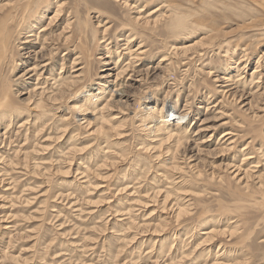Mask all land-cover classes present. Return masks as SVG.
<instances>
[{"label":"rangeland","instance_id":"obj_1","mask_svg":"<svg viewBox=\"0 0 264 264\" xmlns=\"http://www.w3.org/2000/svg\"><path fill=\"white\" fill-rule=\"evenodd\" d=\"M23 1L30 20L62 5L57 22L43 23L58 54L41 86L24 76L34 58L24 50L33 45L17 37L14 8ZM0 7L9 9L0 15V169H8L0 171V264H264V93H252L264 83V0ZM69 59L83 82L33 109L37 88L54 93L53 82L67 76L56 75L58 65ZM120 67L126 97L113 92L105 112L113 120L74 109L95 106L87 91L113 81L106 75ZM36 83L34 93L28 85ZM168 107L187 115L182 125L176 117L157 124ZM40 121L48 126L37 128ZM169 130L180 136H164Z\"/></svg>","mask_w":264,"mask_h":264},{"label":"bare ground","instance_id":"obj_2","mask_svg":"<svg viewBox=\"0 0 264 264\" xmlns=\"http://www.w3.org/2000/svg\"><path fill=\"white\" fill-rule=\"evenodd\" d=\"M30 1V0H29ZM23 2H25L26 3V5L24 6V7H22L21 9H20V6H17V8H14L15 9V15H16V20H17V25H16V28H17V37H19V38H21V43H20V45H33V46H31L30 48L29 47H27V48H25V47H23V48H25L24 50H28V52H27V54H28V56L27 57H30V58H34V61H33V63L31 64V65H29L28 67H27V69L25 70V72H24V76L25 77H27L28 78V80L29 79H31L32 77H36L35 78V81H37V83H39V81H40V77H42V72L44 71V68H46L47 66H49L50 65V63H48L49 62V60H51V58L53 57V56H56L57 54H58V52H57V54H56V49H53V48H55V47H50L51 45L53 46V44L54 45H56L57 44V40H55V43H54V41L52 40V38H49L48 37V34L45 32L46 31V27H45V25L43 24L44 22H47L48 24H51V23H55V22H57V20H59L58 18L61 16V13H62V10H61V7H62V5L61 4H59L58 5V3L59 2H56V7H55V10L51 13V15L50 16H47L46 14H41V15H39L38 17H35V18H32L31 20L29 19V18H27V17H29L30 16V12H29V10H28V1H23ZM22 2V3H23ZM12 5V4H11ZM9 7V6H8ZM3 10H5V12L6 11H8L9 9H7V8H2V7H0V15L3 13L2 11ZM47 10V9H46ZM45 11V10H44ZM44 13V12H43ZM3 17V15L2 16H0V20H1V18ZM47 17V18H46ZM12 19H14V17L12 18ZM19 20V21H18ZM33 22V23H32ZM68 20L66 21V24L64 25V28L62 29V31H65V30H67L68 29ZM28 24V25H27ZM47 24V25H48ZM174 25V24H173ZM175 26V25H174ZM26 31V32H25ZM13 33H14V31H13ZM44 33V34H43ZM67 33H69L70 34V32H67ZM39 35H41V36H39ZM61 39H63V42L65 43V45H69L70 44V42H71V35H68L67 37H63V38H61ZM37 43H38V50L36 51L35 49H32L33 47H34V45H37ZM51 43H53V44H51ZM22 48V47H21ZM37 48V47H36ZM48 49V52H46V55L44 54V51L45 50H47ZM129 51H131V50H129ZM140 49H137V50H134V51H132L133 53H136V54H134L135 55V57L134 58H132L131 57V55H130V59H129V61H130V63L129 64H135L136 63V59H137V57H138V53L140 54ZM264 55V54H263ZM47 57L48 56V59L47 58H44V57ZM129 56V55H128ZM51 57V58H50ZM30 58H27V59H30ZM44 58V59H43ZM50 58V59H49ZM118 58V57H117ZM40 59H43V60H40ZM136 60V61H135ZM52 61V60H51ZM50 61V62H51ZM105 63V62H104ZM112 63V62H111ZM107 64V63H106ZM117 64V62H115V65ZM57 63H55L54 65L52 64V70L51 69H49V70H51V71H54V69H55V67H57ZM64 65L66 66L67 65V67H64ZM238 65V64H237ZM260 65V64H259ZM58 66H60L59 67V73L58 74H56L57 76H59V75H61V73H63V70H64V74L66 73L67 74V76L66 77H64L63 78V76L61 77V79L62 80H60V81H58V79L57 80H55V82H53V84H52V86H50L51 88H55V90H54V93H53V91H51V92H49V90L48 89H50V88H48L47 87V90L45 91V89H43V88H37L38 89V91L35 93V91L37 90L35 87L37 86V83H36V85L34 86V85H28L29 87H33L32 89H31V91L32 92H34L35 94H36V97H37V101H35V102H33L32 103V108L33 109H35L36 111L39 109H41V104H43L45 101L46 102H50V103H58V102H60V100H64L65 99V97L66 96H68V95H70V94H72L71 92L76 88V86L77 85H79L80 83H82L83 82V80H84V77H83V75L81 74V68H77L76 69V67L78 66V64H77V61H76V59H69V60H67V63L65 64H59ZM115 67V66H114ZM258 64L256 63V69H258ZM54 68V69H53ZM58 68V67H57ZM119 69V71L115 74V75H110V74H107L106 75V77L108 78V79H110V78H114L113 79V81H109V80H106L105 81V83H103V84H99V86L96 88V89H89L88 91H87V94H86V97H85V99H86V102H89V101H91V102H93V99H95V101L93 102L94 103V105L95 106H93L92 108L90 107V108H88V107H85V108H83V106L84 105H82V106H79V107H77V106H75L76 108H74L75 110H79V111H88V110H93V112H96V113H99L100 115H101V117H102V119L104 120V121H107V122H109V121H111V120H113V118L112 119H108L107 117H109L110 115H105V112L107 111V110H109L110 108H111V101L110 100H113V98H115L114 97V94H113V92H115V95H117L118 96V101H120V100H122V98H124V97H126V95L124 94V91H122V88H121V86L123 85V84H119L117 81H118V77H122V73L123 72H125L126 71V69H125V67H120V68H118ZM230 69V68H229ZM243 69V68H242ZM47 71H48V69H47ZM56 71V70H55ZM45 73V72H44ZM136 74L137 72H135L134 70H133V72L131 73V75L132 74ZM253 73H255V72H253ZM49 74V73H48ZM55 75V76H56ZM130 75V76H131ZM254 75V74H253ZM52 76V75H51ZM50 76V77H51ZM260 74L259 75H257V76H255V78L254 79H259L260 80ZM136 77H138L139 78V76H136ZM252 77V76H251ZM263 78V77H262ZM47 79V78H46ZM45 78H44V80H46ZM106 79V78H105ZM43 80V81H44ZM225 80V79H224ZM34 81V82H35ZM52 81H54V78H52ZM227 81V80H226ZM134 82L135 83H139L140 81H138V79H136V81L134 80ZM45 83L46 82H42L41 84H40V86L41 85H45ZM54 83L55 84H57L56 86L54 85ZM47 84V83H46ZM264 84V83H263ZM263 84L262 85H260V84H258V85H256V87H257V90L255 91L254 90V92H252L253 94H255V92H257V93H259V91H261L259 94H257V97H259L260 98V96L262 97V95H263V93H264V87H263ZM55 86V87H54ZM120 86V87H119ZM45 87V86H44ZM223 87H225V86H223ZM46 88V87H45ZM91 88V87H90ZM26 90V89H25ZM229 93V92H228ZM77 94V93H76ZM106 95H107V100L105 101L104 99L106 98ZM225 95V94H224ZM34 97V96H33ZM35 97V98H36ZM243 97V95L241 94L239 97H238V100L240 99V98H242ZM235 98V97H234ZM29 99H30V101H31V97H29ZM144 101H143V103H145L147 100H148V98H145L144 97ZM147 103H149V101H147L145 104L147 105ZM53 104V105H54ZM78 104V103H77ZM142 105V104H141ZM249 107H250V104H249ZM252 107V106H251ZM60 107H58V108H56V109H59ZM175 108L173 107V108H169L168 107V109L164 112V115H161L160 117H159V121L157 122V124L159 123L160 124V126L161 127H165L170 121H172V119H175V117L177 118V121H176V126L178 127V126H180V125H182V123H183V120L186 118V116L187 115H185V114H178L176 111H177V109H176V111L174 110ZM148 110V109H147ZM150 110V109H149ZM71 111V110H70ZM40 112V111H39ZM54 112V111H53ZM92 112V111H91ZM146 112V111H145ZM159 112V111H158ZM5 113V112H4ZM78 113V112H77ZM147 113V112H146ZM152 113H154V110H152L151 111V115H152ZM38 114V113H37ZM104 114V115H103ZM2 115H3V113H2ZM1 115V116H2ZM39 115V114H38ZM92 115V114H91ZM149 115H150V113H149ZM1 116H0V119H1ZM37 116V115H36ZM39 116H41V115H39ZM43 116H44V114H43ZM153 116V115H152ZM8 117V116H7ZM62 117V116H61ZM149 117V116H148ZM148 117H147V120H148ZM253 117H256V118H258V116L256 115L255 116V113L253 114ZM10 118V117H9ZM155 118H157V117H155ZM28 119V118H27ZM259 119V118H258ZM258 119H256V120H258ZM32 120V119H31ZM151 120V119H150ZM157 120V119H156ZM255 120V121H256ZM156 122V121H155ZM24 123H27V121H24L22 124H24ZM21 124V125H22ZM34 124H35V126L37 127V128H40V129H42V128H45L46 126H48V124H45V122L44 121H40V122H34ZM31 126V125H30ZM159 127V126H158ZM167 127V126H166ZM35 127H33L32 129H34ZM102 126H99L98 127V132H101L102 131ZM40 129L39 130H37L36 132L37 133H39L40 132ZM180 129V128H179ZM45 130H47V129H45ZM166 130H167V128H166ZM165 130V131H166ZM35 131V130H34ZM33 131V132H34ZM154 131V130H153ZM164 131V132H165ZM169 131H171V132H169ZM168 132H165L164 133V136H167V137H173V136H176V137H179L180 135H178L180 132H178V134L176 135L175 133H172V131L173 130H169ZM180 131V130H179ZM32 132V133H33ZM43 132V131H42ZM45 132V131H44ZM63 132V131H62ZM36 135V134H35ZM227 135H228V133H226L225 135H223L222 136V138H224L225 136L227 137ZM8 138V137H7ZM50 138V137H49ZM58 138V137H57ZM202 138V137H201ZM177 139V138H176ZM232 139V138H231ZM46 140H47V138H46ZM5 142V141H4ZM9 142V141H8ZM2 143H3V141H2ZM162 143V142H161ZM161 143H159V145L161 144ZM146 149V148H145ZM150 151V150H149ZM20 152V151H19ZM17 153H18V151H17ZM15 154H16V152H15ZM1 155H2V153H1ZM264 156V155H263ZM243 158L245 157V155H243L242 156ZM26 158V157H25ZM24 158H22V160H23ZM249 159V158H248ZM0 162H2L1 160H0ZM241 163H243L242 161H241ZM13 164V163H12ZM10 165V164H9ZM241 165V164H240ZM240 165H238L236 168H235V170L237 171V168H239V169H241V166ZM246 165V167L248 166V165H250V163L249 164H245ZM13 166V165H12ZM235 166V165H234ZM5 167V166H4ZM6 168V167H5ZM5 168H1L0 169V171H2V170H4V172H7L8 171V169L6 170ZM172 169L173 170H177L178 169V167L177 166H172ZM264 169V168H263ZM22 170V169H21ZM251 169H245L244 170V172H245V174H248V173H250L251 171H250ZM24 173H25V171H24ZM37 173H39V172H37ZM26 174V173H25ZM2 176V174H0V177ZM258 179V186H259V188L261 189V188H263L264 187V173H261V174H259L258 175V177H257ZM242 179H239V181H241ZM0 181H2L1 180V178H0ZM2 183V182H1ZM248 184V183H247ZM247 184H245L244 186V188H247L248 186H247ZM8 189V188H7ZM124 189H126V188H124ZM131 195V194H130ZM124 215V214H123ZM130 224V223H129ZM125 225H128V223L127 224H125ZM207 234L208 235H206V236H208L207 238H211V236H212V234H213V230H211V231H209V232H207ZM176 256V255H175ZM174 257V256H173ZM218 261L216 260L215 261V263H213V264H216ZM219 264V263H218Z\"/></svg>","mask_w":264,"mask_h":264}]
</instances>
